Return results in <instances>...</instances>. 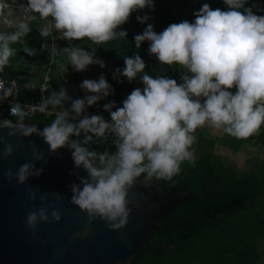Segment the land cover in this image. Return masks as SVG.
Returning <instances> with one entry per match:
<instances>
[{"label":"clouds","instance_id":"9594fccd","mask_svg":"<svg viewBox=\"0 0 264 264\" xmlns=\"http://www.w3.org/2000/svg\"><path fill=\"white\" fill-rule=\"evenodd\" d=\"M224 3L227 11L213 10L205 3L194 13L193 22L173 23L160 33L148 24L142 34L134 37L137 48L144 41L150 42L149 53L162 65L185 70L180 77L182 83L162 75L153 78L144 72L146 65L140 55L125 56V66L115 70L114 78L122 75L132 82L139 76L143 88L134 89L122 107H116L115 101L106 103L103 107L110 120L101 115H83L88 107L114 93L104 75L81 83V89L91 93L83 99L72 100L61 87L37 106L15 103L10 115L16 120H0V159L11 157L20 147L17 138L33 135L43 139L50 154L69 149L75 169L82 168L87 174L71 173L79 183L68 185L72 193L69 202L86 213L89 226L99 219L111 231L123 229L132 211L129 191L137 179L143 176L145 187H151L154 178L171 181L180 173L183 162L194 159L192 146L197 129L207 126L236 139H247L264 126V16L245 7L247 0ZM146 7L154 8V0H0V73L16 55L12 46L32 30L33 21L40 22L41 37L104 45L123 40L127 32L117 29L133 12ZM136 19L145 23L150 17ZM54 32L59 36L54 37ZM22 50L29 56L36 54L27 46ZM49 51L51 63L65 56L77 72L92 64L105 67L102 59L95 58V47L88 52L76 45L58 49L53 43ZM5 83L0 79V103L18 93L16 80L8 87ZM65 101H71L69 108L63 107ZM36 112L54 119L42 129L25 123ZM2 130H7L8 139ZM110 137L115 152L88 147L93 142H107ZM28 147L32 159L15 171L9 168L0 172V176L24 185L29 177L41 175L43 168H37L35 161H43L44 152L31 140ZM37 195V190L28 188L29 202H35ZM49 197L58 202L65 199L57 192L39 195L40 207L28 211L24 221L34 238L38 224L62 218L59 208L47 203ZM90 234L91 228L85 227L77 236Z\"/></svg>","mask_w":264,"mask_h":264},{"label":"trees","instance_id":"16d2710c","mask_svg":"<svg viewBox=\"0 0 264 264\" xmlns=\"http://www.w3.org/2000/svg\"><path fill=\"white\" fill-rule=\"evenodd\" d=\"M205 3L213 10H228L224 0H154V8L146 7L133 12L128 22L117 29L127 32L123 40L94 45L87 40L69 42L60 39L56 40L55 45L58 49L76 45L88 52H92L95 47L94 56L102 59L105 67L101 68L98 64L88 67L98 72L112 67L115 73L117 68H124L125 56L140 55L145 65H149V68L145 67L146 74L153 78L162 75L175 79L179 84L182 83L180 77L185 70L162 65L155 55L149 53L150 42L144 41L137 48L134 37L142 34L148 24L160 33L170 24L185 20L193 22L194 13ZM253 4L256 7H252ZM245 7L252 8L256 15L264 16V0H247ZM240 11L243 12V9ZM145 15L150 19L145 23L137 21V16ZM38 24L39 21H34L30 26L32 30L12 46L16 55L9 64L20 79L36 83L41 82L45 72L52 39L41 37ZM45 44L48 45L47 49L42 48ZM24 46L34 49L36 54L27 55L22 50ZM58 60L50 73L46 98L53 91L58 92L64 87L72 100L79 99L84 71L77 72L68 64L65 56ZM119 77L124 78L122 75ZM105 78L114 93L98 101L97 110H103V106L110 101H115L116 107H122L123 101L134 89L143 88L139 76L132 82L117 81L113 76ZM230 91L235 92V89ZM70 106L71 101L64 102L63 107ZM98 115L110 118L107 111ZM53 119L54 116L35 117L30 122L42 129ZM82 138L83 133L79 139ZM112 139L93 142L88 147L100 152H115ZM216 140H204L201 136L194 147L193 161L183 162L178 175L171 181L153 179L166 190L173 187L179 194L191 193L194 201L177 207L161 218L141 253L130 264H264V126L258 134L247 139H236L224 133L220 138L221 145L233 156L245 147H260L259 151H263V155L257 158L258 161L249 170L240 172V169L217 156L214 153ZM141 179L144 177L141 176L136 182Z\"/></svg>","mask_w":264,"mask_h":264},{"label":"water","instance_id":"95a60500","mask_svg":"<svg viewBox=\"0 0 264 264\" xmlns=\"http://www.w3.org/2000/svg\"><path fill=\"white\" fill-rule=\"evenodd\" d=\"M2 133L8 139L7 130ZM29 140L44 152V160L35 161L43 172L39 177H29L24 185L0 176V264H130L141 253L161 218L194 201L191 193L179 194L173 187L166 190L154 180L151 187H145L141 179L129 191L132 211L123 229L111 231L99 219L89 226L86 213L69 202L72 193L68 185L79 183L71 173L87 175L82 168L75 169L71 151L59 149L58 154H50L48 145L37 135L17 138L20 147L11 157L0 159V172L9 168L15 171L32 159ZM29 187L37 190L35 202L26 198ZM44 192H57L65 197L63 202L53 197L47 202L59 208L62 218L59 222L38 224L34 238L24 221L28 211L40 207L39 195ZM85 227L91 228V234L80 238L77 233Z\"/></svg>","mask_w":264,"mask_h":264},{"label":"built area","instance_id":"2783aa9c","mask_svg":"<svg viewBox=\"0 0 264 264\" xmlns=\"http://www.w3.org/2000/svg\"><path fill=\"white\" fill-rule=\"evenodd\" d=\"M54 42L50 41V47L52 46ZM57 63H51L50 55L49 59L46 65L45 72L43 73L41 77V82L36 83L31 80H24L19 79L14 76H8V77H2L0 76V79L5 80V86H10V82L12 80H16L17 82V88L18 93L14 95L13 97L8 98L7 100L0 103V120H16V117L10 115V107L11 105L15 103H19L22 107L25 105H31V106H37L41 103V100L43 98H46V91H47V85L50 82V73L53 70V66H55ZM25 110H27L25 108ZM50 111H55L49 108ZM105 112V110H92L91 108H87L86 111L83 113V115H97L101 112ZM47 117L44 114H41L39 112L34 113L33 115H30L28 118H26L25 123H30V119L35 117ZM65 150H69L67 148H63ZM70 151V150H69Z\"/></svg>","mask_w":264,"mask_h":264},{"label":"rangeland","instance_id":"374dc122","mask_svg":"<svg viewBox=\"0 0 264 264\" xmlns=\"http://www.w3.org/2000/svg\"><path fill=\"white\" fill-rule=\"evenodd\" d=\"M249 7V6H248ZM146 68H149V65L147 64L146 65ZM56 70V69H55ZM94 71H92V72H89L88 71V74L89 75H91V76H89L88 75V77H84L82 80H81V82H80V85H81V83L85 80V79H89V80H97V77H99V76H101V75H104L105 77H107V76H113L114 77V75H115V73H114V70L112 69V67H109L107 70H105V71H101V72H98V71H95L96 69H93ZM116 80H121L120 79V77L119 76H117V78H115ZM123 79H127L126 77H124ZM86 95H91V93H87V92H85L83 89H81V91H80V96H79V99H83ZM93 107V109L92 110H94V107H96V104L95 105H93L92 106ZM105 120H110V118H105ZM199 131H198V129H197V131H196V133H195V135H196V137H197V133H198ZM201 135H202V138L204 139V140H210V139H212L206 132H201ZM216 142L217 143H220L221 144V142H220V140H216ZM196 146V143H194L193 144V146H192V150H193V152H194V147ZM254 147V146H253ZM253 147H245L246 149L247 148H249V150L248 151H250V154H247V156H248V159H250V160H253V159H255V158H260L262 155H263V151H259L260 149V147H257L256 149H254ZM244 149V148H243ZM242 149V150H243ZM246 149H244L243 151L241 150L238 154H236V155H231V158H228L227 159V162L228 163H231V164H233L237 169H240L241 171L240 172H242V171H245V170H249V166L251 167H253V165L255 164L254 162H251V163H241L240 162V158H242V156H243V153L245 154V151H246ZM241 152H243V153H241ZM194 156H195V152H194ZM246 156V155H245ZM247 160V159H246ZM193 161V160H192Z\"/></svg>","mask_w":264,"mask_h":264},{"label":"crops","instance_id":"0c3cea01","mask_svg":"<svg viewBox=\"0 0 264 264\" xmlns=\"http://www.w3.org/2000/svg\"><path fill=\"white\" fill-rule=\"evenodd\" d=\"M21 2H25L26 3V0H21ZM34 22V21H33ZM32 22V23H33ZM40 23V22H39ZM31 26V25H30ZM53 36L54 37H58L59 36V33H56V32H54V34H53ZM56 40H60V39H54L53 37H52V39H51V41L52 42H54V43H56ZM50 47V46H49ZM12 68V67H11ZM9 66H7V67H5V69H4V71H3V73H0V76H2V77H8V76H14V77H17V78H19L18 76H17V73L15 72V70H13V69H11ZM88 71L89 72H92V71H94L93 69H89V67H87L85 70H84V72H83V78L84 77H88ZM95 71H97V70H95ZM89 76H91V75H89ZM82 78V79H83ZM114 78V77H113ZM20 79V78H19ZM115 79V78H114ZM116 80V79H115ZM121 80H125V79H122L121 78ZM127 81H128V79H126ZM118 81V80H117ZM80 90H81V88H80ZM80 93V92H79ZM89 108H92L93 109V107L91 106V107H89ZM94 110H97V108L96 107H94ZM98 115V114H97ZM32 119H34V118H32ZM31 120V119H30ZM29 120V121H30ZM31 123V122H30ZM32 124V123H31ZM198 133H197V140L202 136L201 135V132H206L211 138H213V139H218V140H220V138L222 137V134H223V132L222 131H217V130H213V129H211L210 127H204V128H200V129H198ZM196 140V141H197ZM254 149H256L257 147H253ZM244 149H246V148H244ZM243 149V150H244ZM242 150V151H243ZM249 150V148H247L246 149V151H245V154L243 153V152H241V153H243V156H242V158H240V162L241 163H251V162H254V163H256L258 160H257V158H255V159H253V160H250V159H248V156H247V154H250V151H248ZM214 153L217 155V156H220L222 159H224V160H227L228 158H231V152H229V150H227L226 148H224L220 143H215V145H214ZM246 155V156H245ZM247 159V160H246ZM233 165V164H232ZM252 167V166H251ZM250 166H249V169L251 168Z\"/></svg>","mask_w":264,"mask_h":264}]
</instances>
